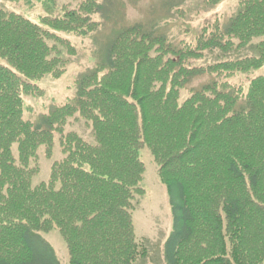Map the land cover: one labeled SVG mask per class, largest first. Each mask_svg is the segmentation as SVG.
<instances>
[{
	"label": "trees",
	"instance_id": "obj_1",
	"mask_svg": "<svg viewBox=\"0 0 264 264\" xmlns=\"http://www.w3.org/2000/svg\"><path fill=\"white\" fill-rule=\"evenodd\" d=\"M2 1L38 4L43 15L0 9V264H59L40 240L54 229L69 264L145 259L131 219L143 149L172 205L165 264H264V74L227 81L264 69V0H241L194 43L174 45L141 24L115 29L95 67L77 77L74 97L35 123L24 119V97H40L36 82L63 74L75 55L68 38L97 33L118 12L116 0ZM240 51L248 55L193 65L206 53ZM202 76L216 81L180 101ZM70 120H82L93 143L64 134ZM54 133L63 157L33 185L38 151L52 159Z\"/></svg>",
	"mask_w": 264,
	"mask_h": 264
},
{
	"label": "rangeland",
	"instance_id": "obj_2",
	"mask_svg": "<svg viewBox=\"0 0 264 264\" xmlns=\"http://www.w3.org/2000/svg\"><path fill=\"white\" fill-rule=\"evenodd\" d=\"M241 0H225L212 9L203 8V0H116L118 12L113 20L102 22L97 33L86 38H68L75 48V55L68 59V65L63 74L55 79L46 76L36 82L42 91L40 97H24V118L32 122L48 114L55 106H61L74 97L75 81L78 75L95 67L100 60L103 48L110 40L115 29L141 24L167 37L174 45L179 42L194 43L196 35L206 24H212L215 18L223 25L235 13ZM0 9L12 10L37 21L43 15L38 4L28 8L23 3H10L0 0ZM95 18V17H94ZM248 51L222 57L219 52L206 53L202 60L193 63L194 66H205L220 60H234L245 57ZM0 65L5 62L0 58ZM264 74V69L246 75H236L227 81L234 86L247 84L252 78ZM216 81L214 77L202 76L194 79L180 94V101L185 100L191 91L203 85ZM64 134L76 133L87 143H93L92 133L82 120H70L63 129ZM52 159L44 156L45 147L38 151L39 174L32 180L33 185L47 182L53 162L62 159L59 147L60 135L54 133ZM13 156H17V146H13ZM140 160L144 166L140 194H136L131 203V219L135 242L147 250L146 258L138 260L137 264H165L163 247L173 227L172 205L167 188L158 178V167L147 149L140 152ZM32 185V186H33ZM173 193H175L173 191ZM40 240L54 253L59 264H69V255L65 244L57 230L40 233Z\"/></svg>",
	"mask_w": 264,
	"mask_h": 264
}]
</instances>
